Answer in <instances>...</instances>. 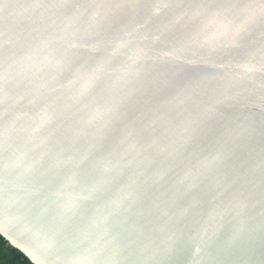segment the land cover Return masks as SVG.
<instances>
[{
	"label": "water",
	"instance_id": "obj_1",
	"mask_svg": "<svg viewBox=\"0 0 264 264\" xmlns=\"http://www.w3.org/2000/svg\"><path fill=\"white\" fill-rule=\"evenodd\" d=\"M0 236L264 264V0H0Z\"/></svg>",
	"mask_w": 264,
	"mask_h": 264
},
{
	"label": "trees",
	"instance_id": "obj_2",
	"mask_svg": "<svg viewBox=\"0 0 264 264\" xmlns=\"http://www.w3.org/2000/svg\"><path fill=\"white\" fill-rule=\"evenodd\" d=\"M0 264H31L18 250L0 236Z\"/></svg>",
	"mask_w": 264,
	"mask_h": 264
}]
</instances>
